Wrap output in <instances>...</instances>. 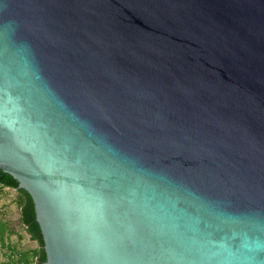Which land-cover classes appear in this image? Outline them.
I'll list each match as a JSON object with an SVG mask.
<instances>
[{"label":"water","instance_id":"95a60500","mask_svg":"<svg viewBox=\"0 0 264 264\" xmlns=\"http://www.w3.org/2000/svg\"><path fill=\"white\" fill-rule=\"evenodd\" d=\"M0 170L43 264H264V0H0Z\"/></svg>","mask_w":264,"mask_h":264},{"label":"trees","instance_id":"16d2710c","mask_svg":"<svg viewBox=\"0 0 264 264\" xmlns=\"http://www.w3.org/2000/svg\"><path fill=\"white\" fill-rule=\"evenodd\" d=\"M0 182L3 184L1 193L8 189L16 191L14 201L19 209V221L30 239L37 243L29 248L20 246L19 240H13V235L20 236L19 232L10 221L0 218V243L6 248L4 264H43L47 256L32 196L26 189L19 187L18 181L11 174L3 170H0Z\"/></svg>","mask_w":264,"mask_h":264},{"label":"rangeland","instance_id":"374dc122","mask_svg":"<svg viewBox=\"0 0 264 264\" xmlns=\"http://www.w3.org/2000/svg\"><path fill=\"white\" fill-rule=\"evenodd\" d=\"M15 196L16 191L13 189H8L0 194V218L10 221L16 231L19 232L20 236L13 235V237L15 241L19 240L20 246L24 248L34 247L37 244L36 241L30 239L18 219L19 210L14 201ZM5 250L6 248L0 243V264H4L6 261Z\"/></svg>","mask_w":264,"mask_h":264},{"label":"built area","instance_id":"2783aa9c","mask_svg":"<svg viewBox=\"0 0 264 264\" xmlns=\"http://www.w3.org/2000/svg\"><path fill=\"white\" fill-rule=\"evenodd\" d=\"M3 184L0 182V193L2 192Z\"/></svg>","mask_w":264,"mask_h":264},{"label":"crops","instance_id":"0c3cea01","mask_svg":"<svg viewBox=\"0 0 264 264\" xmlns=\"http://www.w3.org/2000/svg\"><path fill=\"white\" fill-rule=\"evenodd\" d=\"M18 210H19V209H18ZM18 219H19V215H18ZM13 240H15L14 237H13Z\"/></svg>","mask_w":264,"mask_h":264}]
</instances>
